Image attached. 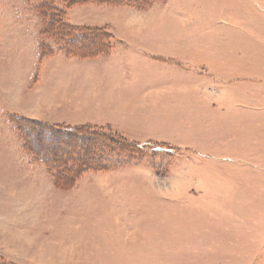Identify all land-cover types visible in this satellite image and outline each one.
Here are the masks:
<instances>
[{
    "label": "rangeland",
    "instance_id": "1",
    "mask_svg": "<svg viewBox=\"0 0 264 264\" xmlns=\"http://www.w3.org/2000/svg\"><path fill=\"white\" fill-rule=\"evenodd\" d=\"M73 1L0 0V264H264V0ZM119 6L148 14H113ZM86 14L110 47L82 57L74 46L96 34L63 37L59 24ZM140 28L157 32L147 46L159 40L180 60L138 48ZM98 55L111 73L102 88L94 74L79 98L77 60ZM228 85L247 97L210 100ZM63 94L74 99L68 117L54 108ZM90 118L111 123L82 131L102 133L88 149L52 152L41 124ZM45 190L57 191L49 218L37 204Z\"/></svg>",
    "mask_w": 264,
    "mask_h": 264
},
{
    "label": "crops",
    "instance_id": "2",
    "mask_svg": "<svg viewBox=\"0 0 264 264\" xmlns=\"http://www.w3.org/2000/svg\"><path fill=\"white\" fill-rule=\"evenodd\" d=\"M89 5V4H88ZM85 6V5H84ZM91 6H94V5H91ZM115 9H112V11L114 10V13L113 14H118V13H127L129 10L130 11H133V13H135L134 11H136L138 14H141V15H146V14H148V12L147 11H140L139 9H137V8H130V7H128V6H119V7H114ZM133 9V10H132ZM150 11V10H149ZM113 14L112 15H110V21H109V24H110V26H112V24H113V22H112V17H113ZM70 17H71V12H70ZM91 17H93L92 15H90V14H86L85 16H84V18L83 17H81L80 18V21L79 20H76V19H74V18H70L69 20H70V22L72 23V25H74V26H83V23H85V27H88V26H91V27H93V28H99V27H101V28H105L104 26H101V24H97V21H96V19H94V18H91ZM70 23V24H71ZM104 23V22H103ZM108 24V23H107ZM97 25V26H96ZM114 25V24H113ZM142 28V27H141ZM141 28H140V30L138 31V34H140L139 35V39H142V45L141 44H138V45H140L138 48H140L141 47V49H143L145 52H147L148 54H155V55H167V56H165V59H169V60H172L173 58L172 57H174V56H172V55H170V54H166L165 52V44L162 42L161 43V45L162 46H160V41L158 40L157 42H158V45L159 46H157V47H149V46H147V44H146V41L147 42H149L148 40H145V39H150V40H152V38H154V36L153 35H155V33H157V32H155V33H151L152 31L151 30H146V31H143V30H141ZM108 32H112V31H108ZM114 33H115V35H114V38L115 39H117V40H119V41H126V42H129L128 40H126L125 38H123L122 36H120L118 33H116L115 31H113ZM134 38H137V37H134ZM132 41L133 40H131L130 42L132 43ZM152 42H154V41H152ZM149 43H151V42H149ZM137 45V46H138ZM137 48V49H138ZM112 49H113V47H112ZM111 49V50H112ZM111 50H110V52H111ZM107 56V55H106ZM101 57H103V56H101V55H98L97 57H94V58H90V59H84V60H82V59H78L77 61H78V65H80V69L81 70H79V71H75V73L77 74H79V81H80V84H81V87H80V92L81 93H79V98H81L83 95H82V86H83V84L84 83H86V81H90L92 78H93V75L94 74H97V73H99L100 75H101V77H100V79H98V82H97V86H99L100 88H102V87H104V79L106 78V80H105V82H107V75H110V73H111V69L109 70V71H102L100 68H99V64H96L95 62H98L97 61V59H99V58H101ZM174 58H176L177 60H180V59H178V57H174ZM76 59V58H75ZM152 59H149V62L148 63H150V62H152L151 61ZM72 63H75V62H73L72 61ZM144 63H145V61H144ZM142 65H143V63H142ZM85 67V68H84ZM84 68V69H83ZM91 70V71H90ZM105 72V73H104ZM88 73H90V75L88 74ZM92 73V74H91ZM105 75H106V77H105ZM95 76V75H94ZM86 85V84H85ZM231 86H233V84H231ZM228 88V89H227ZM230 87H229V85L228 86H226V87H224L222 90V92H220V93H218V95L216 96L215 94L214 95H211L210 96V100L212 101V102H215V103H219V104H221L223 107H226L224 104L226 103V102H230L231 103V105H232V103H234V97H232V95L230 96L229 94H238V97H240L241 96V99L242 98H246L247 97V92L245 91V90H243V89H240V88H235V89H230ZM89 91V88H88V90H87V94H86V92L84 93L86 96H90L91 94H92V92H90ZM103 92V91H102ZM226 92V93H225ZM225 93V94H224ZM81 94V95H80ZM96 94V93H95ZM63 97V102H61L60 104H57V105H55L54 106V108H55V110L56 111H58V112H62L63 113V115L64 116H67V111L68 110H66L67 109V107H72V106H74V99H73V97L72 96H70V97H66V95L65 94H63L62 95ZM92 96V95H91ZM69 98H72V101H70V99ZM106 100V99H105ZM103 101V103H101V108H102V110H104L103 112L105 113V111H106V114L107 115H109V113H111L113 110H111V109H114V107L112 108L111 107V104H110V102L112 103V101L110 100V102L108 101V100H106V101ZM242 103V102H241ZM240 103H238V104H236L237 105V107H240V106H242V108H245L244 107V104H240ZM230 105V106H231ZM87 107L88 106H86V105H84V104H82L81 102L78 104V108H77V110L79 109V110H85V109H87ZM105 107V108H104ZM225 109V108H224ZM103 112H101V114H102V116H100V117H104V115H103ZM52 115V114H51ZM51 115H49V117L48 118H51ZM53 116V115H52ZM68 117V116H67ZM59 122V121H58ZM80 122H70V124H74L75 126H77L76 124H79ZM85 123V124H84ZM84 123H82V124H84V125H100V126H105L106 124H109V123H111V121H109L108 122V120H106V121H104V120H102V121H98V119L96 120V119H93V118H90L89 120H86V122H84ZM261 126V127H260ZM259 126V129H258V131L259 132H261L262 133V131H264L263 129V126L262 125H260ZM257 128V127H256ZM254 129H255V127H254ZM129 135H127V137H128ZM130 137V136H129ZM262 139H264V136H263V138ZM136 140V139H135ZM156 141V140H155ZM143 142H145V141H143ZM160 142V141H159ZM162 142H164V141H162ZM164 143H170V142H164ZM261 143L263 144V141H261ZM170 145L171 146H175V147H177V148H180V149H182V147H180V146H177L176 144H171L170 143ZM243 145H245L244 143H243ZM246 146V145H245ZM239 149H240V153H241V148L239 147ZM228 150V149H227ZM242 154V153H241ZM240 158H242V156L240 157ZM50 176V175H49ZM51 180H52V178H51ZM54 190V189H53ZM53 190H45V191H43L42 192V197H41V199L39 198V200H38V206L40 205V202H41V206H40V209H39V211H40V215H41V217L42 216H45V217H50V215L52 214V217L53 216H55L56 214H55V204H54V194H56V192L57 191H53ZM58 190V189H57ZM28 192V191H27ZM58 192L61 194V196L60 197H63V198H66V199H69V198H74L75 197V195L77 194L76 193V191H66V190H58ZM70 194H73V196L72 195H70ZM62 204L63 205H67V204H69V201H64V202H62Z\"/></svg>",
    "mask_w": 264,
    "mask_h": 264
},
{
    "label": "trees",
    "instance_id": "3",
    "mask_svg": "<svg viewBox=\"0 0 264 264\" xmlns=\"http://www.w3.org/2000/svg\"><path fill=\"white\" fill-rule=\"evenodd\" d=\"M87 1H93V2H98V3H107V4H114V5H133V3L131 2V0H74L72 2V4L75 2H87ZM71 5V4H70ZM136 5V4H134ZM59 24V23H58ZM59 25H62L64 27H66L68 29V31H70V34H65L63 37H67L68 35H72V32L74 31H78V30H83V33L81 35V37H86V36H94V43H90L89 45H79V44H76V47L74 46V50L73 52H75L76 55H81L82 57H87V56H95L97 54H100V53H103V52H106L108 51L107 49L110 47V45L108 44V40L106 38L105 40V31L103 32L101 29L99 28H91V27H80V26H74L72 24H70L68 21L66 22L65 21V24H59ZM67 31V30H66ZM102 31V32H101ZM103 33V34H102ZM108 34V33H107ZM76 38V37H75ZM74 38V39H75ZM78 41V39H77ZM107 43V44H106ZM71 48V47H70ZM80 52H84V53H80ZM20 120V118H19ZM24 121H28V122H33V121H29V120H26V119H23ZM34 123H37L36 125L38 126V124H41L40 122H34ZM47 123H43L41 125H44L45 128L49 129L50 130V134L51 136H53V138H55L57 144L55 147H52L53 149V153H57L58 154L62 153V151L65 150V146H68V145H71L72 141H74L76 143V146L81 148L82 149H88L86 143L89 142L90 140H93V136H94V133L93 132H96L98 133L97 135H99L100 131H97V129H92V131H89V132H82L84 130H86L88 128L89 125L87 126H74L73 128H68V127H63L59 124H55V125H46ZM65 134L66 137H60L59 138V135L57 134ZM61 134V135H62ZM36 135L37 136H40L39 133L36 132ZM102 135V133L100 134ZM117 137H120L119 139L122 140L124 142V144H128L130 146H138L139 144L137 143H134L132 141H129L126 137H123L122 135L121 136H117ZM64 138V139H62ZM114 138V137H113ZM116 139V138H115ZM113 139V140H115ZM69 142V143H68ZM126 142V143H125ZM117 144V143H115ZM156 145V144H155ZM157 147H155L158 151H162L160 150L161 148L163 147H160L158 145H156ZM33 150H35L33 147H31ZM63 149V150H62ZM35 152L37 153H40V151L38 150H35ZM47 154V152H46ZM67 175H71V174H67ZM57 179V183L59 185H61L63 182H66L67 180L64 179V177H62V174H58V177L56 178ZM60 187V186H58ZM62 187H65V186H62Z\"/></svg>",
    "mask_w": 264,
    "mask_h": 264
}]
</instances>
